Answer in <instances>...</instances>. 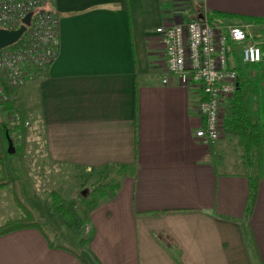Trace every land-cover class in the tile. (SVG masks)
I'll return each instance as SVG.
<instances>
[{"label": "crops", "instance_id": "1", "mask_svg": "<svg viewBox=\"0 0 264 264\" xmlns=\"http://www.w3.org/2000/svg\"><path fill=\"white\" fill-rule=\"evenodd\" d=\"M196 1L45 5L58 20L57 56L45 75L20 85L22 111L9 99L25 122L38 121L49 160L107 171L106 179L117 166L123 173L118 187L85 211L89 231L75 251L82 260L26 227L0 235V264H264V118L261 166L253 172L224 150L223 131L209 144L195 138L202 95L172 76L161 83V44L153 31L214 12L231 16L221 22L259 24L264 0ZM248 99L255 118L258 100ZM252 173L258 178L251 197ZM50 229L73 242L74 233Z\"/></svg>", "mask_w": 264, "mask_h": 264}, {"label": "built area", "instance_id": "2", "mask_svg": "<svg viewBox=\"0 0 264 264\" xmlns=\"http://www.w3.org/2000/svg\"><path fill=\"white\" fill-rule=\"evenodd\" d=\"M49 1L0 0V29H16L30 14L18 40L0 49V76L9 86L45 75L57 56L58 20L45 8ZM153 31L161 44V83L172 76L180 85L199 90L202 98L197 110L203 123L193 135L205 144L215 142L222 134V102L231 96L238 80L228 56L232 54V60L244 66L264 69V21L208 22L203 17L162 24Z\"/></svg>", "mask_w": 264, "mask_h": 264}, {"label": "rangeland", "instance_id": "3", "mask_svg": "<svg viewBox=\"0 0 264 264\" xmlns=\"http://www.w3.org/2000/svg\"><path fill=\"white\" fill-rule=\"evenodd\" d=\"M196 2V0H192L191 3L196 4ZM187 4L189 3L186 2L182 6V8L185 7V13L182 16L184 21L188 19ZM242 21L248 20H241L239 22ZM233 57L232 54H229L228 64L230 65L234 62L239 64V62L234 61L235 58L232 60ZM238 67L239 80H262L260 76L264 73V69L261 66L252 67L239 64ZM1 78L0 99H6L12 104L9 99L10 97L13 99L16 108L22 111L23 101L16 93L20 89V86H9ZM2 87L4 88L3 90ZM260 99L264 102V90ZM246 105L249 111L251 110V113L252 109L253 111L255 110L253 99H248ZM221 109L223 110L222 115L224 117L228 112V104L222 105ZM15 115L3 113L1 116V120L7 122V127L13 128L16 125L19 126L17 134L14 130H11L10 136H8L13 147V152L7 153L8 155L5 156L4 161L9 173L8 180L16 182L22 201L32 210L36 219L49 233L51 242H62L79 253L81 252L79 248L80 244L77 246L76 242L84 243L85 236L87 235V231L85 232L87 224L83 223V217L87 212L81 211L80 206L83 203L90 204L92 202V195L89 194L90 190L97 189L104 183L109 173L107 171L85 172L81 168L49 160L43 150L38 121L34 118L33 121H26V123L25 119L19 116V114ZM221 144L229 155L240 159V162L244 164L243 169L245 173L250 172L251 169L247 164V155L242 140H238L236 136L227 134ZM81 191H85L83 196L80 195ZM53 194L58 195L66 201L68 208L73 214V219L68 222H63L60 219L59 212L53 208L51 203ZM81 198H84V202H81ZM19 215L20 210L12 203L10 195L5 189H0V220L4 221L7 218H16ZM77 220L78 223H76ZM50 228H54L56 233H61L63 229L64 231L74 233L73 242L63 240L59 236L54 235V232Z\"/></svg>", "mask_w": 264, "mask_h": 264}, {"label": "trees", "instance_id": "4", "mask_svg": "<svg viewBox=\"0 0 264 264\" xmlns=\"http://www.w3.org/2000/svg\"><path fill=\"white\" fill-rule=\"evenodd\" d=\"M228 17L231 16L224 13L214 12L207 15L206 19L208 22H214ZM238 65L239 64L236 62L232 64V67L237 71V75L239 70ZM253 66L258 65H252V67ZM260 79L264 80V73L261 74ZM259 82V79L252 81L247 79H238L237 86L231 96L227 99L228 112L222 119V131L226 135L236 136L238 140H242L244 142L248 162L247 164L251 169L250 172H253L254 169H259L261 166V134L263 128L262 121L264 118V105L259 101ZM248 96H256L258 100L255 118L250 117L245 104V99ZM3 113H11L13 115L16 114V110L13 105L6 99H0V189H5L7 191L11 197L12 203L20 210V215L16 218H7L0 223V235L26 227L36 228L47 240L49 246H56L68 250L82 260V258L70 247L58 243L53 244L51 242L49 235L36 219L32 210L22 201L16 182L14 180H8L9 173L4 162L5 156L8 155L6 152L5 134L10 136L11 130H14L17 134L19 132V126L16 125L13 128L7 127V122L1 120ZM122 169V166H117L113 177L106 179L105 182L97 189L90 190L89 194L92 195V202H90V204H81V211L85 212L94 201L99 200L108 192H113L118 187V177L122 175ZM257 178L258 175H253V173L249 176L251 186V192L249 195L251 197L253 195V189L255 188L254 183ZM81 202H84V198H81ZM51 203L53 208L59 212V217L63 222H68L74 218L66 201L58 195L53 194ZM76 223H78V220Z\"/></svg>", "mask_w": 264, "mask_h": 264}, {"label": "water", "instance_id": "5", "mask_svg": "<svg viewBox=\"0 0 264 264\" xmlns=\"http://www.w3.org/2000/svg\"><path fill=\"white\" fill-rule=\"evenodd\" d=\"M29 16H30L29 13L26 14L21 21L22 24L19 25L16 29H13V30L0 29V49L11 45L18 40L19 36L24 30V25H27L29 22ZM202 19L203 17L200 16L196 20H202ZM235 86H237V83ZM5 138H6V152L10 154L13 152V147H12L9 137L6 134H5ZM84 193L85 191H81L80 195L83 196Z\"/></svg>", "mask_w": 264, "mask_h": 264}]
</instances>
